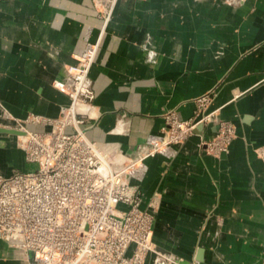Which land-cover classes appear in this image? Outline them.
<instances>
[{"label":"crops","instance_id":"1","mask_svg":"<svg viewBox=\"0 0 264 264\" xmlns=\"http://www.w3.org/2000/svg\"><path fill=\"white\" fill-rule=\"evenodd\" d=\"M85 33L100 39L88 138L133 157L160 134L165 111L189 118L193 99L214 86L209 110L235 127L220 156L198 146L216 130L206 124L171 159H145L137 185L141 208L158 198L155 247L185 264H264V0H115L105 24L93 0H0V175L30 165L18 134L2 131L13 123L6 113L55 117L68 105L51 83L65 78ZM0 264H27V254L0 239Z\"/></svg>","mask_w":264,"mask_h":264},{"label":"built area","instance_id":"2","mask_svg":"<svg viewBox=\"0 0 264 264\" xmlns=\"http://www.w3.org/2000/svg\"><path fill=\"white\" fill-rule=\"evenodd\" d=\"M95 54V47L86 44L66 66L65 78L52 80L69 99L57 116L29 113L5 125L21 132L18 146L25 161L35 165L0 175V239L23 249L27 264H145L146 254L154 251L152 220L158 205L154 194L147 208L140 207L137 183L146 174L145 159L155 154L171 159L175 145L198 124L216 127L210 138L198 142L215 156L227 152L235 133L230 122L203 111L212 98L204 92L193 99L187 119L174 109L165 111L160 134L148 135L133 157L88 138L85 127L96 119L87 81ZM154 264L175 262L170 254L157 253Z\"/></svg>","mask_w":264,"mask_h":264},{"label":"rangeland","instance_id":"3","mask_svg":"<svg viewBox=\"0 0 264 264\" xmlns=\"http://www.w3.org/2000/svg\"><path fill=\"white\" fill-rule=\"evenodd\" d=\"M94 1V7H95V11H96V14H97V16L102 20V22L105 24V23H107V21L108 20H110L111 19V14H112V11H113V7H114V3H115V0H93ZM226 3H228V4H231V5H233V4H237V3H239V2H241V1H243V0H224ZM83 40H84V45H83V48H82V50L79 52V53H77V54H75V55H79L83 50H84V47L86 46V44H92L94 47H95V49H96V53H97V50H98V47H99V38H97L96 40H94V41H91L90 39H89V35L87 34V33H85V35H84V37H83ZM75 55H74V58H75ZM95 56H96V54H95ZM94 59H95V57H94ZM94 61V60H93ZM93 63V62H92ZM215 91H216V87L214 86V87H212V88H210V89H208V90H206V91H204V92H210V94L212 95V96H210V98L211 99H209V101H208V103L205 105V107L204 108H202L203 109V111L204 112H206V113H208V112H211V111H213V113L214 114H216V115H218L220 118H221V116H220V114H219V112H218V110L219 109H212V110H209V106H210V104H211V102H212V100H213V98H214V96H215ZM203 92V93H204ZM202 94V93H201ZM239 94H241V92H239V93H236L235 95H239ZM197 97V96H196ZM175 110V109H174ZM194 110V109H193ZM29 114V113H28ZM35 114H37V113H35ZM177 114V113H176ZM193 114V113H192ZM40 115V114H39ZM6 116H8V114L6 113ZM178 116V115H177ZM192 116V115H191ZM190 116V117H191ZM50 117V116H49ZM14 119L15 120V118H13V117H10V116H8V119ZM25 118V117H24ZM24 118H21V119H24ZM181 119V118H180ZM223 119V118H222ZM224 120H226V119H224ZM226 121H228V122H230L231 124H232V126L234 127V124L231 122V121H229V120H226ZM164 124V123H163ZM206 124H211L210 122H207ZM206 124H204V125H206ZM212 125V124H211ZM38 125H32V126H30L31 128H34V129H37L38 127H37ZM234 131H235V127H234ZM235 135H236V133H234V136L231 138V140H230V142H229V145H230V143H231V141L234 139V137H235ZM204 139V138H203ZM16 143H17V141H16ZM17 145H18V143H17ZM229 147V146H228ZM203 151H204V149H202ZM205 152V151H204ZM206 154H209V153H207V152H205ZM210 155H213V154H210ZM260 155H262V156H264V153H261ZM33 169H35V165L34 164H31L30 163V165L27 167V170H33ZM152 238V237H151ZM152 243H153V241H152ZM153 246H154V251H149L147 254H146V256L149 254V253H153V259H152V262H151V264H154V259H155V257H156V254L157 253H165V254H170L171 256H172V258H173V260H174V262H175V264H185V261H183L180 257H177V256H175V255H172L171 253H168V252H164V251H160L159 249H157L156 247H155V245H154V243H153ZM130 249V252H128V250ZM132 249H133V246L132 245H129L128 246V248H127V251H126V253H127V255L129 256V255H131V253H132ZM146 256H145V260H146ZM144 260V262H145V264H147L146 263V261Z\"/></svg>","mask_w":264,"mask_h":264},{"label":"water","instance_id":"4","mask_svg":"<svg viewBox=\"0 0 264 264\" xmlns=\"http://www.w3.org/2000/svg\"><path fill=\"white\" fill-rule=\"evenodd\" d=\"M200 128H202V124H198L193 132H197ZM2 131H6V132H10V133H14V134H20L21 132L19 130L16 129H11V128H4L2 129Z\"/></svg>","mask_w":264,"mask_h":264},{"label":"bare ground","instance_id":"5","mask_svg":"<svg viewBox=\"0 0 264 264\" xmlns=\"http://www.w3.org/2000/svg\"><path fill=\"white\" fill-rule=\"evenodd\" d=\"M93 112H94V109H93Z\"/></svg>","mask_w":264,"mask_h":264}]
</instances>
